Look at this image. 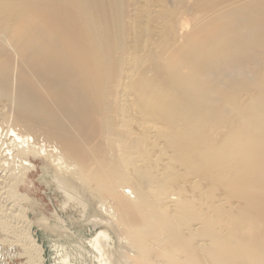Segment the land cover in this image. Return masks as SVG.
Instances as JSON below:
<instances>
[{
	"label": "bare ground",
	"instance_id": "obj_1",
	"mask_svg": "<svg viewBox=\"0 0 264 264\" xmlns=\"http://www.w3.org/2000/svg\"><path fill=\"white\" fill-rule=\"evenodd\" d=\"M36 159L69 222L30 217ZM39 232L58 264H264V0H0V264Z\"/></svg>",
	"mask_w": 264,
	"mask_h": 264
},
{
	"label": "rangeland",
	"instance_id": "obj_2",
	"mask_svg": "<svg viewBox=\"0 0 264 264\" xmlns=\"http://www.w3.org/2000/svg\"><path fill=\"white\" fill-rule=\"evenodd\" d=\"M36 171L34 172V176H32L30 179H28L26 181V185H23L20 187H18L17 189L22 192V193H28L31 194L32 197L34 199H37L39 201V203L41 204L39 207L35 208V211H33L30 215L31 218H35L36 216H38L39 214H41V211L45 214L48 215L49 213L45 212V208L48 211H55V209H57V211L62 214V216L66 217V220H69V216L65 215V213L63 212V206H62V202H60L57 198L54 197V192H50V190L45 186V182H43L41 180L43 174L41 173V166L40 163L42 162L40 159H36ZM42 181V182H41ZM130 188H128L127 190L125 189V191H127L126 193L130 195L129 190ZM49 196L53 199V202L51 201V199L49 198ZM130 197H133L132 195ZM43 205V208H42ZM36 212V213H35ZM50 215V214H49ZM69 222V221H68ZM71 225V224H70ZM37 229H35L36 231ZM86 232L87 230L84 229ZM50 237H47L46 234L39 232V239L42 243V245H44V259L46 260L44 262V264H58V262L56 261L55 257V250H54V246L53 243L51 241V234L49 235ZM14 253L16 254L15 258L13 260L8 259L9 264H24L27 260L26 258H21L19 255H21V251L19 250V248L14 249Z\"/></svg>",
	"mask_w": 264,
	"mask_h": 264
}]
</instances>
